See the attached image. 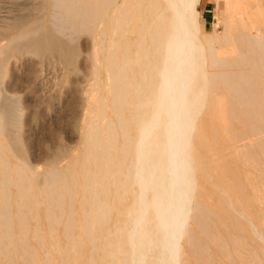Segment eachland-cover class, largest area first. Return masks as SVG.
<instances>
[{"label": "bare ground", "instance_id": "bare-ground-1", "mask_svg": "<svg viewBox=\"0 0 264 264\" xmlns=\"http://www.w3.org/2000/svg\"><path fill=\"white\" fill-rule=\"evenodd\" d=\"M42 1L1 32L0 264H264V24L233 32L219 1L209 36L200 0ZM80 36V146L33 166L10 59L71 65Z\"/></svg>", "mask_w": 264, "mask_h": 264}, {"label": "rangeland", "instance_id": "rangeland-1", "mask_svg": "<svg viewBox=\"0 0 264 264\" xmlns=\"http://www.w3.org/2000/svg\"><path fill=\"white\" fill-rule=\"evenodd\" d=\"M29 1L31 2L33 0H0V27L1 25H3V28H0V36L3 35L1 34V32H3L4 28V31H6L7 29L9 31L11 29L14 30L15 28H17L21 18L25 19L27 15L36 12V10L34 11V8L38 9V7L42 4H40L39 0L33 1L35 3H30ZM217 1L220 2V10H224L226 12L225 15L220 18L221 21L223 22L224 18H227L229 21V28L233 32H237V30L235 29L237 24L236 20H239L241 21V23H243V31H249L251 34H256L258 32L257 27L261 26V24H264V10L262 9V7H259V10H253L247 2H242L241 11L238 8H234L233 12L231 8L232 5L230 4L232 0ZM41 2L46 3V1L42 0ZM26 3L29 7L25 5ZM36 3H39V5L37 6ZM29 4H31L32 6ZM25 6L27 8H25ZM28 8H32V11L29 10L30 14L27 10ZM199 9H201V1L198 5V11ZM26 11L28 13H26ZM20 14L23 16H25L26 14L27 15L25 17L20 18ZM17 15L19 16V19ZM4 17H10L11 19L13 17L15 21H12L9 18L8 20H10L12 23H10L9 21L8 24V20H1L4 19ZM27 18H29V16L26 17V20ZM16 19L18 21H16ZM22 20L20 21V23L22 22ZM199 23L202 29L203 36L220 34L224 31L222 23L217 18L214 22V5L210 8L208 16L202 15V12L201 14L199 12ZM248 23L252 25L248 26ZM4 25H6L7 27H4ZM11 25L14 26L11 27ZM2 37L3 36H1L0 39H2ZM6 37L8 36L5 35L3 39H6ZM86 39L87 37L80 36L75 42V44L72 45L73 49L74 47L77 48V56H73L74 60H76H72L74 64L71 63V65H74L75 69L70 64L69 66L64 64V62H61V59L59 58V56L57 55L58 53L56 52V56H54L55 54L51 52H47V56L45 52V55L43 53L42 57V55L40 56L39 54L38 56L32 53L28 54V52L25 53V51H21L16 54L17 57L14 55L10 59V63L12 64L10 66V69L8 68L9 71H7V74L4 78V89L6 90L5 92L9 97H16V99L20 101V111L22 112V117H20L21 119H19L21 122L19 120L17 121V123L19 122L21 123V125L17 126L16 124V126L13 128V133L15 134V136H20L18 137L20 138L19 140H21L20 143L22 146L20 145L19 140L17 139V141L14 138V134L12 133V137L14 138L13 142L15 140L17 141H15L16 143H14L15 145H17V147L15 148L14 146V148L17 149L16 151L18 152L21 150V148H23L20 151L22 155H19H21V158L22 156L23 158L26 156L25 158L28 159L27 161L33 166H40V168H46V159L48 160L49 158H47L48 155L51 157L53 154H55V152H57L58 149V151L62 154V149L64 152L68 148L70 151H72L74 148L80 146L79 137L75 132L76 124L78 123L77 120L80 118V116L78 117V115H80V110H78L80 109V106L78 107L79 104H77V89L80 87L81 84H84L83 79L81 78V75L84 71V63L81 57L83 56V54H86V52H89L90 50V46L87 44L88 42L86 41ZM85 41L87 43H85ZM219 50L224 54H227L230 51L232 52V50L235 51L236 46H222L219 48ZM52 54L54 57L52 56ZM55 58L60 59L58 63ZM68 72H70V74ZM66 73L68 74L66 75ZM7 91L11 93V95ZM12 94L15 96H13ZM223 113L226 117L225 107L223 108ZM74 124L75 126H73ZM16 127H19L18 129L20 131L18 129H15ZM15 131L20 132V134H16ZM17 143L19 144V146H21L20 148H18ZM61 146L63 147L60 149L59 147ZM76 149H74V151ZM22 151L24 152V154ZM70 151L67 150L65 153L67 154ZM51 153L53 154L51 155ZM19 155L17 156L19 157ZM124 219L121 220V223Z\"/></svg>", "mask_w": 264, "mask_h": 264}, {"label": "crops", "instance_id": "crops-1", "mask_svg": "<svg viewBox=\"0 0 264 264\" xmlns=\"http://www.w3.org/2000/svg\"><path fill=\"white\" fill-rule=\"evenodd\" d=\"M201 1V9H199V12L202 15L208 16V12L210 11V8L214 5V22L216 21V1L217 0H200ZM248 5L254 10V9H258L259 7L263 6L264 7V1H259L258 0H245ZM259 3V4H258ZM258 4V5H257ZM225 11L224 10H220V15L221 17L225 15Z\"/></svg>", "mask_w": 264, "mask_h": 264}]
</instances>
